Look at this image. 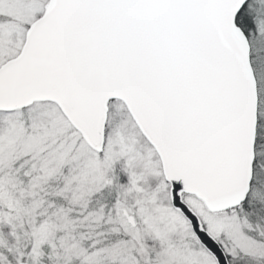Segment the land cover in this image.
I'll return each mask as SVG.
<instances>
[{
  "label": "snow or ice",
  "instance_id": "snow-or-ice-1",
  "mask_svg": "<svg viewBox=\"0 0 264 264\" xmlns=\"http://www.w3.org/2000/svg\"><path fill=\"white\" fill-rule=\"evenodd\" d=\"M0 264H264V0H0Z\"/></svg>",
  "mask_w": 264,
  "mask_h": 264
}]
</instances>
